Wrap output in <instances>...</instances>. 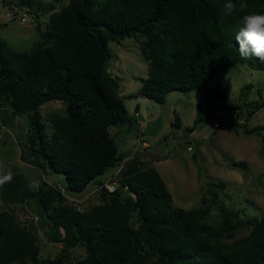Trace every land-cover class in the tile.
I'll use <instances>...</instances> for the list:
<instances>
[{
  "label": "trees",
  "instance_id": "16d2710c",
  "mask_svg": "<svg viewBox=\"0 0 264 264\" xmlns=\"http://www.w3.org/2000/svg\"><path fill=\"white\" fill-rule=\"evenodd\" d=\"M227 2L67 0L48 14L41 39L29 49L11 48L0 38V105L5 101L12 115L27 116L26 139L24 144L18 141V157L42 171L61 173L68 192H79L95 181L99 195L97 203L77 209L65 201L57 185L42 183L38 191L30 189L23 174L9 163L0 171L11 168L14 176L0 187L1 201L33 202L37 221L46 225L50 240L61 243V251L57 257L39 259L32 231L11 210L0 209V264H71L68 249L76 243L83 245L85 254L75 264H264V214L232 220L223 213L217 224L205 221L220 186L216 181L206 180L210 202L184 208L171 204L158 171L140 167L135 157L122 162L112 190L103 186L104 179L111 180L108 176L98 177L122 159L109 127L128 130L136 122L119 95L118 79L107 70V41L141 36L147 74L139 92L158 102L170 90L203 87L235 62L264 69L257 58L240 57L235 33L244 13L227 14ZM246 2L248 11L264 12V0ZM40 3H15L32 15L36 28ZM49 99L61 100L64 108L51 115L47 133L39 105ZM196 106L203 115L234 109L218 84L206 88ZM261 106L264 99L239 113L246 120ZM172 124H179L176 112ZM259 129L264 125L244 128L248 133ZM247 225H251L247 233L233 242L215 239Z\"/></svg>",
  "mask_w": 264,
  "mask_h": 264
},
{
  "label": "rangeland",
  "instance_id": "374dc122",
  "mask_svg": "<svg viewBox=\"0 0 264 264\" xmlns=\"http://www.w3.org/2000/svg\"><path fill=\"white\" fill-rule=\"evenodd\" d=\"M16 1L0 0V38L18 50H27L40 40L48 14L67 2L40 0L42 4L37 8L36 28L32 15L28 12L22 15ZM141 39L136 34L107 41V70L118 79L119 95L136 122L131 123L128 130L109 127L122 159L104 169L98 177L108 176L116 182L122 162L135 157L140 167L153 166L158 171L170 192L173 206L190 208L210 202L206 180L219 183L215 201L210 202L205 216L209 224H217L223 213L232 220L238 217L258 218L264 214V129H259L258 133L244 130L264 125V106L246 120L239 113L247 105L264 99V69L235 62L215 73L203 87L170 90L164 100L158 102L139 92L141 80L147 74L146 60L140 53ZM215 84L224 90L226 102L234 107L231 111H222L217 125L213 122L216 115H203L196 106L201 93ZM63 108V102L58 99H49L39 105L47 133L51 115L63 113ZM175 112L179 117L177 126L172 124ZM194 118L197 120L191 126ZM227 120L234 121L237 126L231 127ZM26 127V114L12 115L10 107L3 101L0 105V170L11 163L29 184L38 180L40 184L57 185L65 201L77 209L97 203L99 195L95 181L89 182L79 192H68L62 187L64 178L61 173L42 171L38 166L20 160L18 141L25 143ZM0 209L11 210L16 219L32 231L39 259L59 255L61 243L48 238L46 225H40L36 219L37 208L33 202L3 203L0 198ZM131 223L136 224L134 214ZM250 227L222 232L215 239L233 242L244 236ZM84 254L83 245L76 243L68 249L67 261L75 264Z\"/></svg>",
  "mask_w": 264,
  "mask_h": 264
},
{
  "label": "clouds",
  "instance_id": "9594fccd",
  "mask_svg": "<svg viewBox=\"0 0 264 264\" xmlns=\"http://www.w3.org/2000/svg\"><path fill=\"white\" fill-rule=\"evenodd\" d=\"M248 9L249 5L246 0H238V4L228 0L224 4V11L229 15L237 10L244 13L242 26L235 33L240 57L242 59L255 57L259 61L264 62V12H250ZM13 176L14 173L11 168L6 172L0 171V187L10 183ZM39 187L40 183L38 180L29 184V188L32 190L38 191Z\"/></svg>",
  "mask_w": 264,
  "mask_h": 264
},
{
  "label": "built area",
  "instance_id": "2783aa9c",
  "mask_svg": "<svg viewBox=\"0 0 264 264\" xmlns=\"http://www.w3.org/2000/svg\"><path fill=\"white\" fill-rule=\"evenodd\" d=\"M23 14H24V11H22V15ZM20 18L23 19L22 16ZM221 113H222V110L217 111V117L213 121L215 125L220 123L219 117ZM103 186L106 187L108 190H112L115 187V182L109 179H104Z\"/></svg>",
  "mask_w": 264,
  "mask_h": 264
},
{
  "label": "crops",
  "instance_id": "0c3cea01",
  "mask_svg": "<svg viewBox=\"0 0 264 264\" xmlns=\"http://www.w3.org/2000/svg\"><path fill=\"white\" fill-rule=\"evenodd\" d=\"M138 121V120H137Z\"/></svg>",
  "mask_w": 264,
  "mask_h": 264
},
{
  "label": "water",
  "instance_id": "95a60500",
  "mask_svg": "<svg viewBox=\"0 0 264 264\" xmlns=\"http://www.w3.org/2000/svg\"><path fill=\"white\" fill-rule=\"evenodd\" d=\"M244 94V93H243Z\"/></svg>",
  "mask_w": 264,
  "mask_h": 264
}]
</instances>
